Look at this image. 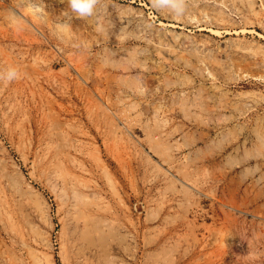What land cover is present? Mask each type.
<instances>
[{"label":"rangeland","instance_id":"374dc122","mask_svg":"<svg viewBox=\"0 0 264 264\" xmlns=\"http://www.w3.org/2000/svg\"><path fill=\"white\" fill-rule=\"evenodd\" d=\"M185 5L0 0V264H264V0Z\"/></svg>","mask_w":264,"mask_h":264},{"label":"clouds","instance_id":"9594fccd","mask_svg":"<svg viewBox=\"0 0 264 264\" xmlns=\"http://www.w3.org/2000/svg\"><path fill=\"white\" fill-rule=\"evenodd\" d=\"M101 0H67L68 8L61 13L62 16L71 17L74 15L79 19H87L96 16L98 5ZM151 5L156 11H164L169 14L181 16L185 12V0H151ZM21 78V74L14 67L6 71H0V82L11 83Z\"/></svg>","mask_w":264,"mask_h":264},{"label":"bare ground","instance_id":"6f19581e","mask_svg":"<svg viewBox=\"0 0 264 264\" xmlns=\"http://www.w3.org/2000/svg\"><path fill=\"white\" fill-rule=\"evenodd\" d=\"M25 10H23V11H20V12H18V11H16L15 9H13V10H10L9 11V16H10V19H12V20H14V22H18V24L20 23V25L21 24H23V25H26V26H28V27H30L32 24H31V21H30V19H29V17H27V11L29 12L30 11V13L31 12H33L32 10H31V8L30 7H27V8H24ZM32 15V14H31ZM36 16V15H35ZM30 18H32V17H30ZM35 18H37V17H35ZM32 28V27H31ZM45 36V35H44ZM37 39V38H36ZM46 39H48V37L46 36ZM41 41L40 42H42L43 40L42 39H40ZM36 42H38V39L36 40ZM33 43V42H32ZM39 44H41V43H39ZM30 45H31V43H30ZM35 47H38V45L37 46H35ZM169 49V48H168ZM172 49V48H171ZM132 51V50H131ZM136 51V50H135ZM137 52V51H136ZM129 53H130V51H129ZM129 53H128V55H129ZM133 53H135V52H133ZM132 53V54H133ZM131 54V53H130ZM71 57H72V55H71ZM131 57H133V56H131ZM135 59V58H134ZM65 60H66V62H67V65H69V66H72L73 65V67H74V69H75V71L77 72V73H75V77L77 76V80H76V82L77 83H82V82H84V81H87V78H84V73L82 72L83 70H82V66H80L81 64H79L78 62H76V63H73L74 62V60L72 59V58H69V57H66L65 58ZM133 62H135V63H137V62H139L140 63V65H144L145 63L143 62V61H138V60H134ZM123 68H127V66H124ZM196 68V67H195ZM205 71V70H204ZM210 72V71H209ZM198 74V73H197ZM211 74V73H210ZM186 75V74H185ZM188 77V79L191 77V76H189V75H187ZM214 76V75H213ZM75 77H73L74 79H75ZM127 78H128V76H127ZM126 78V79H127ZM130 78V77H129ZM205 78V77H204ZM134 80H135V82L139 85V87H140V89H141V91H143L142 90V88H141V85H140V80H139V78H133ZM193 80V79H192ZM192 80H189V81H192ZM132 81V80H131ZM131 83V82H130ZM132 84V83H131ZM200 90V89H199ZM227 92V91H226ZM225 92V93H226ZM144 93H146L145 91H144ZM224 93V94H225ZM147 95V94H146ZM237 103V102H236ZM237 104H235V106H236ZM223 106H225V105H223ZM185 113H190V111H185ZM107 115H109V114H107ZM222 115H223V117L225 116V114L224 113H222ZM228 115V114H227ZM229 115H231V114H229ZM229 117V116H228ZM227 119V118H226ZM113 125V124H112ZM52 130L50 129V131H48V132H51ZM47 132V133H48ZM54 133V132H53ZM59 133V132H58ZM58 135V137H59V134H57L56 133V135H54V136H57ZM48 137V136H47ZM48 139V138H47ZM46 142V141H45ZM53 142V141H52ZM59 142V141H58ZM53 144V143H52ZM58 144V143H57ZM46 145V144H45ZM53 146V145H52ZM51 146V147H52ZM57 146V145H56ZM59 146V145H58ZM58 146L56 147V149H58ZM74 146V145H73ZM50 147V146H49ZM62 148H63V146H61ZM60 147V148H61ZM74 148V147H73ZM79 148V147H78ZM55 150V149H54ZM56 151V150H55ZM59 151V150H58ZM80 151V150H79ZM64 152V151H63ZM63 152H60V153H62L63 154ZM67 152V155H68V151H66ZM65 152V153H66ZM52 153V152H51ZM55 153V152H54ZM54 153L52 154V155H54ZM56 153H57V151H56ZM52 155H50V156H52ZM24 156V155H23ZM55 157L57 156V154H55L54 155ZM58 156H59V154H58ZM64 156V155H63ZM72 156V155H71ZM25 157V156H24ZM53 158V157H52ZM62 158V157H61ZM65 158H67V156L65 157ZM71 158V157H70ZM72 158H74V156H72ZM71 160V159H70ZM75 160V159H74ZM53 161V160H52ZM60 161H62V163H63V160H60ZM71 162H73V161H71ZM58 163V162H57ZM56 163V164H57ZM61 163V164H62ZM64 164V163H63ZM74 164V163H73ZM59 165V164H58ZM58 165L56 166V167H58ZM65 165V164H64ZM63 165V166H64ZM60 167V166H59ZM65 167V166H64ZM66 167H68V166H66ZM65 167V168H66ZM45 170V169H44ZM61 170H62V167H61ZM61 170H60V172H61ZM69 169H67L65 172H67ZM39 171V170H38ZM64 171V170H63ZM61 174V173H60ZM66 174H69V173H66ZM41 175H42V172H41ZM48 175V174H47ZM70 175V174H69ZM46 175H45V173H44V177H45ZM61 176V175H60ZM59 176V177H60ZM64 176V175H63ZM68 176V175H67ZM70 176H72V175H70ZM65 177V176H64ZM71 178V177H70ZM62 179V178H61ZM65 181H66V179H65ZM65 181H63V182H65ZM73 182V181H72ZM67 184V183H66ZM68 185V184H67ZM65 187V186H64ZM260 192V191H259ZM262 194V193H261ZM264 200V199H263ZM255 201V200H254ZM253 201V202H254ZM262 201V200H261ZM258 202V201H257ZM260 202V201H259ZM263 202V201H262ZM264 204V203H263ZM262 204V205H263ZM259 206V205H258ZM260 207H261V205H260ZM263 212V211H262ZM80 213V212H79ZM82 213V212H81ZM80 213V215L82 216H86V214H84V213H82L81 214ZM88 214V213H87ZM85 218V217H84ZM84 218H83V220H84ZM87 223H88V220H87ZM87 226H89L90 227V225H87ZM86 226V227H87ZM92 229V228H91ZM83 230V229H82ZM84 231V230H83ZM82 231V232H83ZM88 233V232H87ZM86 233V234H87ZM83 234V233H82ZM86 234H84V235H86ZM88 234H90V232L88 233ZM87 234V235H88ZM83 235V236H84ZM89 237L88 238H92L91 237V235H88ZM93 236V235H92ZM87 237V236H86ZM83 238H85V237H83ZM89 240V239H88Z\"/></svg>","mask_w":264,"mask_h":264}]
</instances>
